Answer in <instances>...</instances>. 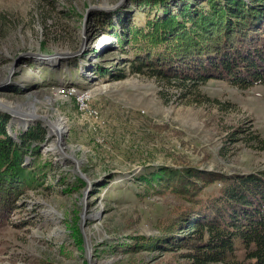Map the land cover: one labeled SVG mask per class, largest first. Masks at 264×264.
<instances>
[{
    "label": "rangeland",
    "instance_id": "374dc122",
    "mask_svg": "<svg viewBox=\"0 0 264 264\" xmlns=\"http://www.w3.org/2000/svg\"><path fill=\"white\" fill-rule=\"evenodd\" d=\"M139 1L0 0V99L68 127L58 150L49 149L58 144L50 125L30 126L45 135L33 144L38 166L54 165L0 228V264H184L179 252L132 247L165 232L166 220L186 205L169 188L140 193L137 174L150 165L228 176L264 169V85L242 90L214 79L190 88L131 73L107 29L142 25L144 11L155 15L148 0ZM28 52L44 56H21ZM98 67L127 77L100 76ZM63 85L92 89L103 125L83 115L73 90L71 99L57 96ZM24 123H9L17 142Z\"/></svg>",
    "mask_w": 264,
    "mask_h": 264
},
{
    "label": "trees",
    "instance_id": "16d2710c",
    "mask_svg": "<svg viewBox=\"0 0 264 264\" xmlns=\"http://www.w3.org/2000/svg\"><path fill=\"white\" fill-rule=\"evenodd\" d=\"M144 4L155 10L154 16L144 11V24L133 28L113 23L107 29L114 38L112 47L131 73L172 79L190 88L214 79L242 90L264 85V0H148ZM95 73L114 80L127 77L116 67H98ZM10 121L9 114L0 112V228L18 208L23 193L50 179L46 167L54 165L50 161L43 169L38 166L41 151L33 144L45 141L42 128L22 130L17 142L8 129ZM27 155L35 159L29 163ZM176 166L150 165L135 177L133 186L142 189L140 193L169 188L186 205L166 220L167 226L160 228L165 232L144 236L146 241L132 247L179 252L184 264H264V169L228 176ZM210 186L213 190L205 192ZM179 220L182 234L175 227Z\"/></svg>",
    "mask_w": 264,
    "mask_h": 264
},
{
    "label": "bare ground",
    "instance_id": "6f19581e",
    "mask_svg": "<svg viewBox=\"0 0 264 264\" xmlns=\"http://www.w3.org/2000/svg\"><path fill=\"white\" fill-rule=\"evenodd\" d=\"M63 86H65V85H63ZM63 86H60L57 88V90H56L57 96H59L61 98L71 99L70 92H71V90H73L74 91L73 95H74V97L77 98L79 110L83 113V115L86 116L88 119L92 120L94 123L99 124V125L100 124L103 125V120H102L100 110H99L100 108L99 109L95 108V106L93 105L94 103H92L93 98H94V93H93L92 89H89V88L77 89L78 87L76 88L74 86H70V87H67V86L63 87ZM69 90H70V92H69ZM32 116H38V115H32ZM46 118L47 117L45 116L43 118V120L48 125H50V130H51L52 135H56L59 139H62L63 135L66 133V130L68 128L66 125V121L62 120L61 122L56 123V122L46 120ZM104 124H106V123H104ZM52 129L55 131L54 133L52 132ZM51 146L49 149H53V148H57L58 150L63 149L62 144H60V143L57 145L52 144Z\"/></svg>",
    "mask_w": 264,
    "mask_h": 264
},
{
    "label": "water",
    "instance_id": "95a60500",
    "mask_svg": "<svg viewBox=\"0 0 264 264\" xmlns=\"http://www.w3.org/2000/svg\"><path fill=\"white\" fill-rule=\"evenodd\" d=\"M123 1H125V0H123ZM121 4H122V2H121ZM92 9H94V10H105V9H107L108 10L109 8L107 6L106 8L94 7ZM26 55H33V56H36V57L37 56H44V54L40 53V52H28V53L22 54L21 56H26ZM0 112L9 114L11 116V118H12L11 121H13L14 119H17V120L20 119V120L26 121V123H24L22 125V128H23L24 131H28L30 129V126L33 125L37 121H43L44 122V120L40 119V117H38V116H32V115H29V114L22 115L17 110L12 109L11 106H9L7 104V101L1 100V99H0ZM12 127H13L12 125H9V130L10 131L12 130ZM52 132L54 133L55 131L52 129ZM65 134H67V131H66ZM62 139H63V137H62ZM62 139H59L57 137L56 142L58 144L59 143L61 144Z\"/></svg>",
    "mask_w": 264,
    "mask_h": 264
}]
</instances>
